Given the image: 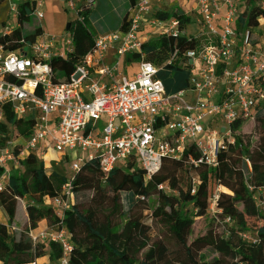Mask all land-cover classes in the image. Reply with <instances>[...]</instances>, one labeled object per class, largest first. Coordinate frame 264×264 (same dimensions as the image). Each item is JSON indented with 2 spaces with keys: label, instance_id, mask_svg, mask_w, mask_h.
Masks as SVG:
<instances>
[{
  "label": "built area",
  "instance_id": "obj_1",
  "mask_svg": "<svg viewBox=\"0 0 264 264\" xmlns=\"http://www.w3.org/2000/svg\"><path fill=\"white\" fill-rule=\"evenodd\" d=\"M2 1L9 13L17 15L28 0ZM195 1L200 31L190 36L188 27L181 30L179 18L155 16V0H136L130 29L98 35L93 51L66 83L54 78L50 61L73 51L69 32L64 37L43 36L17 51L0 45V123L5 104L16 118L35 119L31 135L0 149V193L11 172L24 170L22 164L30 156L57 167L63 164L69 171L61 194L43 201L59 217L74 204L75 174L89 165H96L107 177L134 159L150 180L163 160L181 159L193 148L201 154L198 161L190 158L194 166L217 167L225 144L235 142L230 130L233 121H253L264 105V14L256 18L255 26L239 32V20L248 18L243 0ZM65 3L76 13V20L83 21L81 13L92 9L96 0ZM33 7L37 18L44 20L43 3L33 0ZM179 34L199 42L197 49L171 59L176 63L182 59L195 72L190 91L167 95L157 68L148 62H139L134 77L122 75L125 60L142 56L144 43ZM255 199L264 210V186ZM221 200L219 186L210 199L213 215L222 213ZM29 237L34 243H58L63 257L57 264H70L67 231L45 230ZM244 238L252 240L248 235Z\"/></svg>",
  "mask_w": 264,
  "mask_h": 264
},
{
  "label": "trees",
  "instance_id": "obj_2",
  "mask_svg": "<svg viewBox=\"0 0 264 264\" xmlns=\"http://www.w3.org/2000/svg\"><path fill=\"white\" fill-rule=\"evenodd\" d=\"M243 1L244 16L248 18L239 20V32L255 26L256 18L264 14L257 3L249 5ZM135 3L136 0H96L92 9L81 13L83 21H73L69 30L73 51L50 61L54 78L68 82L76 66L93 51L98 35L127 32ZM155 16L179 18L181 30L192 22L181 9L172 13L158 10ZM43 36L33 0H28L19 7L16 28L7 33L0 29V45L17 51L34 45ZM198 47L199 42L186 35L162 37L144 43L142 56L137 54L135 59L153 64L166 94L172 96L192 89L195 72L182 59L177 63L171 59ZM2 109L0 149L8 142L28 137L35 127L34 118L18 119L6 104ZM230 130L235 142L225 144L215 168L194 166L190 158L198 161L201 154L193 148L181 159L163 160L150 180L134 159L107 177L96 165L83 167L75 174L72 186L78 190L91 187L92 192L87 195L77 190L74 204L63 217L44 207L43 201L61 194L68 175L51 166V162L30 156L22 164L24 174L12 171L9 183L0 193V208L8 217L7 224L0 223V264H57L63 257L58 243H34L29 237L45 230L69 233L70 264H264V210L255 199L257 190L264 186V105L253 121L236 119ZM2 173L0 169V176ZM222 183H238L242 190L234 195L231 204H220L222 213L213 215L206 231V236L219 234L225 244L208 248L198 258L188 255L184 263L196 222L209 213L212 188ZM161 186L176 190L178 196L170 195ZM27 197L33 200L26 207L28 226L19 231L14 222L19 202ZM151 198H155L152 209L147 206ZM95 218L99 219L96 227ZM244 235L252 240H246Z\"/></svg>",
  "mask_w": 264,
  "mask_h": 264
},
{
  "label": "rangeland",
  "instance_id": "obj_3",
  "mask_svg": "<svg viewBox=\"0 0 264 264\" xmlns=\"http://www.w3.org/2000/svg\"><path fill=\"white\" fill-rule=\"evenodd\" d=\"M247 4L257 3L261 9H264V0H245ZM43 3V7L41 10L44 12V20L41 21L42 27L44 30V37L48 38L50 36H61L64 37L67 33L66 26L68 23H72L77 19L76 13L71 10L65 3V0H40ZM246 6V4H245ZM196 7L195 0H155L153 11L156 12L158 10H167L169 13H172L175 9H181L184 13H189L191 17V24L188 25L187 33L188 35H196L199 33V17L194 12ZM0 15L5 18L4 27L0 24V29L4 32H9L17 26V15L14 13H9V10L6 5H0ZM8 27L9 29H5ZM139 61L133 59L132 61L124 62V66L121 67V72L124 77L132 78L137 72ZM51 166H55L54 164H50ZM65 165L60 164L59 167L55 166L59 172H64L66 175L69 174V171L65 169ZM21 175L24 174V170L19 171ZM63 173V174H64ZM219 186L222 190V200L223 206L229 205L232 202V198L236 194H241L242 190L239 187L238 183H222L221 185H215L212 188V193H214ZM79 192H85L87 195L91 194V187H84L78 190ZM170 195L178 196V192L167 190ZM30 204H33V200L29 197L25 198L23 201L19 202L18 205V213L14 222V228L19 231H25L27 224V215H26V207ZM147 206L152 209L155 207V198L149 199L147 201ZM213 219V213L209 211L206 217L198 220L194 227L193 233L189 238L188 242V250L184 256V263L188 259V255H191L193 258H198L201 253L206 251L208 248H216L223 246L225 244V239L220 238L219 234H215L213 236H206V231L208 229V225ZM243 220V219H242ZM0 222L8 223V217L5 211L0 208ZM99 222L98 218L94 219L93 226L96 227ZM156 234H160L159 229L155 228Z\"/></svg>",
  "mask_w": 264,
  "mask_h": 264
},
{
  "label": "crops",
  "instance_id": "obj_4",
  "mask_svg": "<svg viewBox=\"0 0 264 264\" xmlns=\"http://www.w3.org/2000/svg\"><path fill=\"white\" fill-rule=\"evenodd\" d=\"M6 23V21H5V18H4V16L2 15H0V24L1 25H3V24H5ZM5 29L7 30V29H9L8 27H5ZM10 31V30H9ZM7 33V32H6ZM1 223V222H0ZM2 224H6L5 222H2Z\"/></svg>",
  "mask_w": 264,
  "mask_h": 264
},
{
  "label": "water",
  "instance_id": "obj_5",
  "mask_svg": "<svg viewBox=\"0 0 264 264\" xmlns=\"http://www.w3.org/2000/svg\"><path fill=\"white\" fill-rule=\"evenodd\" d=\"M70 27H71V23H68L67 26H66V31H67V32H69Z\"/></svg>",
  "mask_w": 264,
  "mask_h": 264
},
{
  "label": "bare ground",
  "instance_id": "obj_6",
  "mask_svg": "<svg viewBox=\"0 0 264 264\" xmlns=\"http://www.w3.org/2000/svg\"><path fill=\"white\" fill-rule=\"evenodd\" d=\"M240 219L242 220V219H243V217H242V216H240Z\"/></svg>",
  "mask_w": 264,
  "mask_h": 264
}]
</instances>
